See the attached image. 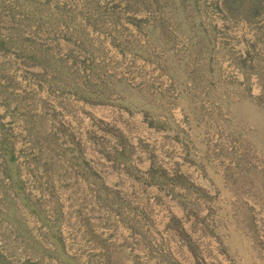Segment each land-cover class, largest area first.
<instances>
[{
    "label": "rangeland",
    "instance_id": "374dc122",
    "mask_svg": "<svg viewBox=\"0 0 264 264\" xmlns=\"http://www.w3.org/2000/svg\"><path fill=\"white\" fill-rule=\"evenodd\" d=\"M0 264H264V0H0Z\"/></svg>",
    "mask_w": 264,
    "mask_h": 264
}]
</instances>
